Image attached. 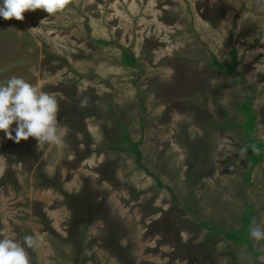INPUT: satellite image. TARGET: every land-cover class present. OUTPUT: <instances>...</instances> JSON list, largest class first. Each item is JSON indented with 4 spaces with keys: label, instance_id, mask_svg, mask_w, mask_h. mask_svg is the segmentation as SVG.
<instances>
[{
    "label": "rangeland",
    "instance_id": "obj_1",
    "mask_svg": "<svg viewBox=\"0 0 264 264\" xmlns=\"http://www.w3.org/2000/svg\"><path fill=\"white\" fill-rule=\"evenodd\" d=\"M24 15L0 18V84L22 77L55 95L61 139L0 131V239L33 236L30 264L263 261L264 240L252 239L257 258L225 240L211 247L199 226L232 229L244 211V131L227 126L249 102L264 141V0H69ZM234 49V75L212 64ZM124 134L141 166L107 148H129ZM245 193L264 227V160Z\"/></svg>",
    "mask_w": 264,
    "mask_h": 264
},
{
    "label": "clouds",
    "instance_id": "obj_2",
    "mask_svg": "<svg viewBox=\"0 0 264 264\" xmlns=\"http://www.w3.org/2000/svg\"><path fill=\"white\" fill-rule=\"evenodd\" d=\"M68 3L69 0H0V18L23 21L26 12L38 9L54 15L64 11ZM59 111L55 95L39 91L22 77L13 76L0 84V131L7 139L20 143L35 138L39 145L60 143ZM250 235L256 242L264 240V227L254 225ZM35 243L30 235L24 237L23 245L12 238L0 239V264H30L26 248H33Z\"/></svg>",
    "mask_w": 264,
    "mask_h": 264
},
{
    "label": "trees",
    "instance_id": "obj_3",
    "mask_svg": "<svg viewBox=\"0 0 264 264\" xmlns=\"http://www.w3.org/2000/svg\"><path fill=\"white\" fill-rule=\"evenodd\" d=\"M97 44L101 45H109L106 41H97ZM238 52L236 49L231 52V62L227 63H219L215 57H213L212 64L214 66H218L227 71L228 74L234 75L236 73V69L239 66L238 61ZM121 62L126 67H136L139 63V59L135 56L129 54L128 52H124L121 55ZM241 113L244 116V121L234 124H229L227 127L231 129H237L244 131L242 132L241 147L245 155V173L243 174V186L241 187L240 194L238 196L241 202H244V211L241 214V217L237 219L236 222H239V226L228 229V230H220L217 224H205L200 223V228H207L212 232V236L209 238L208 244L212 247L220 240H225L235 244L238 247L248 246L250 250L253 252L255 257L261 258V254L255 249L254 243L252 241V237L250 235V229L254 226V217H255V208L252 202L248 199L245 193V188L250 184L252 179V171L264 160V141H259L257 139H253L256 136L257 130V115L253 112L252 104L249 102L243 103L241 106ZM120 124V121L117 120ZM123 139L128 143L129 148H120L115 146H108L107 148L110 151H118V152H129L135 155L136 162L139 166L142 164V152L139 148V143H134L131 139L124 134ZM202 150V149H201ZM201 150L196 151V156L201 157ZM92 154V150L89 148L85 151V155ZM198 159V158H197ZM202 160V159H198ZM143 169L147 172L148 175L153 176L152 173L145 167ZM194 178V175L191 177ZM157 186L159 188H166L171 193L172 190L167 186H164L159 179H156ZM53 187V185H52ZM264 259V256H262ZM255 264H264L263 261H257Z\"/></svg>",
    "mask_w": 264,
    "mask_h": 264
}]
</instances>
